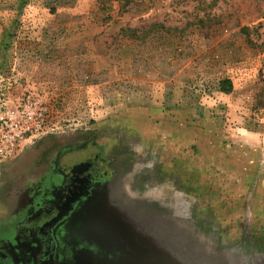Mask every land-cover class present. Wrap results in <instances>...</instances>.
Segmentation results:
<instances>
[{
	"label": "rangeland",
	"instance_id": "obj_1",
	"mask_svg": "<svg viewBox=\"0 0 264 264\" xmlns=\"http://www.w3.org/2000/svg\"><path fill=\"white\" fill-rule=\"evenodd\" d=\"M95 155L60 264H264V0H0V245Z\"/></svg>",
	"mask_w": 264,
	"mask_h": 264
},
{
	"label": "flooded vegetation",
	"instance_id": "obj_2",
	"mask_svg": "<svg viewBox=\"0 0 264 264\" xmlns=\"http://www.w3.org/2000/svg\"><path fill=\"white\" fill-rule=\"evenodd\" d=\"M60 156L59 158H61ZM59 158L55 163L61 168L59 172H62L61 175H63L62 189L58 190L54 200L48 201L47 198L51 196V192L48 191L37 202H26V208L22 202V207H19L26 209L30 214L27 217L30 233L26 234V238L36 242L39 249H36L31 258L24 260L12 255L0 245V264H60L57 259L56 230L97 191V182L102 178L103 170L101 169L103 166L99 164L97 155L93 158L86 156L81 162L71 165L72 167L68 169L62 165Z\"/></svg>",
	"mask_w": 264,
	"mask_h": 264
},
{
	"label": "trees",
	"instance_id": "obj_3",
	"mask_svg": "<svg viewBox=\"0 0 264 264\" xmlns=\"http://www.w3.org/2000/svg\"><path fill=\"white\" fill-rule=\"evenodd\" d=\"M117 1H122V2H124V5L125 6H128L129 4H131V2L133 1V0H117ZM228 84V82H225V83H223V91L224 92H227L229 89H227L226 87H224V85H227Z\"/></svg>",
	"mask_w": 264,
	"mask_h": 264
}]
</instances>
